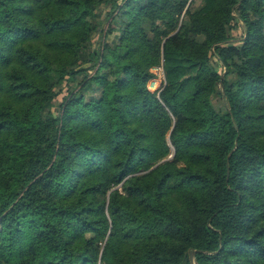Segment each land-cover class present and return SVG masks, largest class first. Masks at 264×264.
Wrapping results in <instances>:
<instances>
[{"label":"trees","instance_id":"1","mask_svg":"<svg viewBox=\"0 0 264 264\" xmlns=\"http://www.w3.org/2000/svg\"><path fill=\"white\" fill-rule=\"evenodd\" d=\"M0 264H264V0H0Z\"/></svg>","mask_w":264,"mask_h":264},{"label":"rangeland","instance_id":"2","mask_svg":"<svg viewBox=\"0 0 264 264\" xmlns=\"http://www.w3.org/2000/svg\"><path fill=\"white\" fill-rule=\"evenodd\" d=\"M105 10H107V9H105ZM238 36H239V31L238 30H234L233 29L230 32V37L233 40L238 38ZM111 41H112V39L110 37L106 39L107 43H110ZM96 42H97V36L93 35L92 38H91L92 47L95 46V48H96V44H95ZM82 58H85V54L84 53H81L79 55V59L82 60ZM150 73L152 74V77L147 81L145 87L150 93H155L157 95L159 93V91L161 90L162 86L164 85V78H163L162 69L159 66L158 67H154V68H152L150 70ZM61 92H64V91H61ZM62 95L63 94L60 93L54 99V104H53V108H52L54 113H59V111H60L58 104L61 102Z\"/></svg>","mask_w":264,"mask_h":264}]
</instances>
